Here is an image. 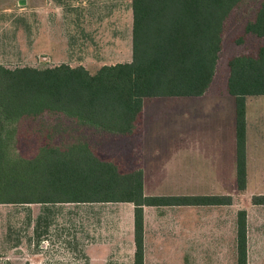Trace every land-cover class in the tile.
I'll return each instance as SVG.
<instances>
[{
    "label": "trees",
    "instance_id": "obj_1",
    "mask_svg": "<svg viewBox=\"0 0 264 264\" xmlns=\"http://www.w3.org/2000/svg\"><path fill=\"white\" fill-rule=\"evenodd\" d=\"M243 0H131L132 59L94 74L61 64L0 66V205H36L33 237L41 243L62 213L103 204L133 205V264H144L143 207L230 205V196L145 197L139 170H122L86 142L45 141L31 158L11 156L16 124L61 116L109 135L138 128L142 101L197 97L213 80L224 23ZM245 32L263 39L253 55L228 61L227 93L235 99V177L246 187L245 100L264 96V0ZM264 205V195L252 198ZM85 206V207H84ZM88 263V260H87ZM235 264H247L246 213L235 223Z\"/></svg>",
    "mask_w": 264,
    "mask_h": 264
},
{
    "label": "rangeland",
    "instance_id": "obj_2",
    "mask_svg": "<svg viewBox=\"0 0 264 264\" xmlns=\"http://www.w3.org/2000/svg\"><path fill=\"white\" fill-rule=\"evenodd\" d=\"M260 1L243 0L231 12L226 25L227 47L242 45V50H255L256 42L252 41L254 36L245 32V26L246 22L254 20ZM75 3V0H33L26 7L25 4L19 6L13 0H0V18H10L8 24H0V66L8 69H42L65 64L74 68L88 60L92 54L87 45L89 40L75 37V29L79 26L75 21L79 15L96 16L100 11L97 8L100 2L95 0L91 3L94 6L87 4L82 9L75 6ZM9 4L10 11L3 12ZM127 6V0H114L115 10L123 20V29L126 25ZM86 26L89 28L91 25ZM92 63L94 65L90 66L93 69L97 62ZM227 77L228 69L221 65L215 73L209 94L227 97L222 103L224 112L221 113V123L228 136L231 125L235 130V99L228 96ZM250 100L246 110L249 138L254 118L263 115L261 123L264 124V96ZM199 113L202 114L194 112L195 129L197 126L202 127L206 119V116H198ZM166 118L164 116L162 119L166 121L162 123L163 130L165 133H173V123ZM137 131L138 128L132 135ZM110 137L113 136L82 127L61 116L43 115L35 121L23 119L16 124L10 155L31 158L45 141L61 147L86 142L100 156L117 162L122 170H136L133 153L128 149L129 152L124 150L125 157L121 156L120 150L109 147ZM251 154L252 174L246 182L245 190L239 192L235 182V151H226V182L220 185L219 193L224 192L225 196H230L231 204L219 209L220 231L222 226L224 229V236L220 234L219 237V245L217 238L209 242L211 246L208 248H200V242L192 240H189V246H178L177 243L185 241H176L169 236L174 217L167 215L164 217L166 221L156 226V233H151L147 241L145 264H235V223L240 210L246 213L247 264H264V205L252 204L253 197L264 195V176H255V166L256 172L264 171V168L258 170L257 165H262V161L257 163V153ZM181 155L184 160V154ZM202 163L195 155L194 166L203 167ZM171 186L173 184H166L164 189L171 190ZM194 186L197 190V186ZM202 189L204 192L211 191H207L209 188ZM90 207V210L85 207L72 213H62L57 225L52 226L44 238L47 240L37 244L33 237V222L39 207L0 205V264H88L87 257L90 264H131L130 206L103 204ZM210 214L216 215L215 222L210 219L207 225L211 231L217 225V214Z\"/></svg>",
    "mask_w": 264,
    "mask_h": 264
},
{
    "label": "crops",
    "instance_id": "obj_3",
    "mask_svg": "<svg viewBox=\"0 0 264 264\" xmlns=\"http://www.w3.org/2000/svg\"><path fill=\"white\" fill-rule=\"evenodd\" d=\"M19 6H29V1L33 0H13ZM75 6L82 9L85 5L95 0H75ZM100 9L96 16L79 15L75 21L79 26L75 29V37L79 39L88 38L89 50L92 54L88 60L80 62L76 67H83L90 74H94L102 66H112L115 64H124L131 62L132 59V10L131 0H127V18L125 29H123V20L118 11L115 10L114 0H99ZM104 2V3H103ZM102 3V4H101ZM10 5H7L3 12L10 11ZM104 5V7H103ZM94 6V5H91ZM229 19L224 23L221 37V50L215 66V73L225 65L228 69V61L241 55L257 54L258 49L263 43V39L253 34V42H256L255 50H242V45H226V25ZM253 21V19L251 20ZM249 21V22H251ZM9 17L0 18V24H8ZM248 22H246L247 24ZM84 24V25H83ZM82 25L84 26L83 29ZM86 25H91L89 28ZM95 25V26H93ZM124 30V31H123ZM250 35V34H249ZM256 38V39H255ZM256 40V41H255ZM247 44V43H246ZM253 47V48H254ZM94 55V56H93ZM95 68L92 69L91 64ZM215 77V74H214ZM207 91L197 97H156L147 98L142 101V111L138 123V131L130 137L111 135L109 147L118 149L120 155L125 157L128 149L133 153L136 160V170L142 175V191L145 197H197V196H225L224 192L219 193L220 185L226 182V151H235V130L231 125V130L227 136V131L223 127L222 114L224 108L222 103L226 96L209 94L212 84ZM229 96V94H228ZM253 97H247L245 100V158H246V182L251 177L252 154L257 153L256 162L258 170L264 168V124L263 115L258 116L252 121V130L250 138L247 132V103ZM227 98V97H226ZM199 111L206 116L202 127L194 128V112ZM166 116L167 120L173 123V133L164 132L163 122ZM159 117H162L160 120ZM166 122V121H165ZM163 123V124H162ZM171 135V136H170ZM114 136L116 138H114ZM166 136V137H165ZM250 144V149H249ZM184 154V160L181 154ZM195 155L203 161V167H195ZM172 160V161H171ZM172 162V163H171ZM126 168V167H125ZM127 170H134L128 169ZM255 176H264V171L256 172ZM166 184H173V189L165 190ZM176 185V186H174ZM197 190H195V186ZM202 188L211 191L204 192ZM224 191V190H223ZM211 195H209V193ZM259 196V195H257ZM118 205L130 206L131 225L129 228L130 240V263L133 264L134 243H133V205L130 203H119ZM225 205L211 206H160L143 207L144 221V257L147 241L151 233H156V226L162 223L164 217L172 216L174 221L169 230V236L176 241H185L177 243L178 246H189V240L199 241L198 247H210V241L218 238L219 245L220 234L224 236V229L220 231L219 209ZM217 208V209H216ZM217 214V225L210 231L207 225L210 219L215 222ZM166 221V220H165ZM214 226V225H213ZM158 231V230H157ZM210 235H212L210 237ZM194 239V240H193ZM184 243V244H183ZM193 246V245H191ZM88 264L89 258L87 257ZM93 259H91V263ZM146 260L144 258V264Z\"/></svg>",
    "mask_w": 264,
    "mask_h": 264
}]
</instances>
